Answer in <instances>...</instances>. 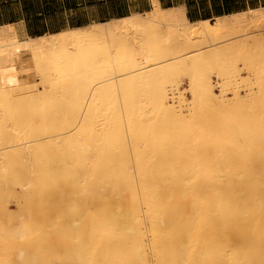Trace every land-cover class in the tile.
Instances as JSON below:
<instances>
[{"label":"bare ground","instance_id":"obj_1","mask_svg":"<svg viewBox=\"0 0 264 264\" xmlns=\"http://www.w3.org/2000/svg\"><path fill=\"white\" fill-rule=\"evenodd\" d=\"M150 1L0 25V168L24 182L0 264H264V6L209 22Z\"/></svg>","mask_w":264,"mask_h":264},{"label":"crops","instance_id":"obj_2","mask_svg":"<svg viewBox=\"0 0 264 264\" xmlns=\"http://www.w3.org/2000/svg\"><path fill=\"white\" fill-rule=\"evenodd\" d=\"M158 2L163 9L183 5L189 21H209L215 16L246 9V6L237 8L232 5L237 0ZM150 10V0H0V25H20L25 36L37 37L145 14Z\"/></svg>","mask_w":264,"mask_h":264},{"label":"rangeland","instance_id":"obj_3","mask_svg":"<svg viewBox=\"0 0 264 264\" xmlns=\"http://www.w3.org/2000/svg\"><path fill=\"white\" fill-rule=\"evenodd\" d=\"M263 4H264V0H237L236 4H232V5H234L237 8H241L242 6H246V9H247V8H253L254 6L260 7V6H263ZM200 8H202V7L200 6ZM201 13H203V12H201ZM209 22H212V19H210ZM23 57L22 58L24 60L29 59V57L27 55H25ZM242 76H244V75H242ZM31 79L36 80V77L33 76ZM160 83H162V82H160V81H154L153 82V91H154L153 92V98H154V95L156 93V90H160L161 92H165L164 91L165 88L169 87L168 84H165V83L160 84ZM182 84H183V86H182L183 89L186 88V86L188 85L186 80H184ZM240 90L243 91V88H241ZM171 93L173 95H176V96L178 95L175 90H172ZM184 108L183 109L181 108V109L183 111H186L187 107H184ZM19 112L20 111H15L14 114H15V116L21 118L23 113H21L22 111L20 112L21 114ZM14 165L15 164L10 162V163H7L3 167L0 168V202L4 203V205L7 208V215H9V216L11 215L12 218H14L15 215L18 213V209H19L20 203H21V196L20 195H21V191L24 189L23 187H21V185L19 186L17 184L19 182V184H22V186H23L24 182H23V178L21 177V174L19 173V171L16 169V167ZM2 172L3 173L5 172V176H4L5 180L4 181L1 179V177H3V176H1ZM17 172L19 174H17ZM6 180H7V182H6ZM27 181H28V183L30 182L29 179H27ZM5 185H6V187H5ZM4 188H6L8 191Z\"/></svg>","mask_w":264,"mask_h":264},{"label":"trees","instance_id":"obj_4","mask_svg":"<svg viewBox=\"0 0 264 264\" xmlns=\"http://www.w3.org/2000/svg\"><path fill=\"white\" fill-rule=\"evenodd\" d=\"M264 6V5H263ZM253 8H256V7H253ZM243 10H245V9H243ZM240 11V10H239ZM231 13H233V12H231ZM229 14V13H228Z\"/></svg>","mask_w":264,"mask_h":264}]
</instances>
